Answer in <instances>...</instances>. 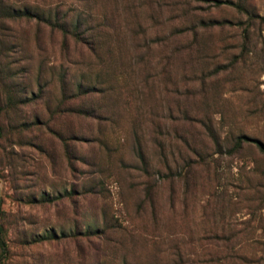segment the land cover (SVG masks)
<instances>
[{
	"label": "rangeland",
	"instance_id": "374dc122",
	"mask_svg": "<svg viewBox=\"0 0 264 264\" xmlns=\"http://www.w3.org/2000/svg\"><path fill=\"white\" fill-rule=\"evenodd\" d=\"M0 228V264H264V0H0Z\"/></svg>",
	"mask_w": 264,
	"mask_h": 264
},
{
	"label": "trees",
	"instance_id": "16d2710c",
	"mask_svg": "<svg viewBox=\"0 0 264 264\" xmlns=\"http://www.w3.org/2000/svg\"><path fill=\"white\" fill-rule=\"evenodd\" d=\"M0 231H1V228H0ZM1 252L4 253L5 251L3 249H1Z\"/></svg>",
	"mask_w": 264,
	"mask_h": 264
}]
</instances>
